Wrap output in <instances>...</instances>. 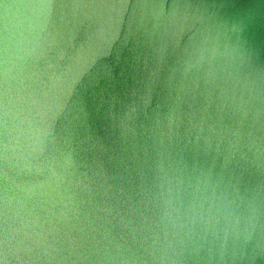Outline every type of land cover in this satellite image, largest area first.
<instances>
[{"label":"clouds","instance_id":"1","mask_svg":"<svg viewBox=\"0 0 264 264\" xmlns=\"http://www.w3.org/2000/svg\"><path fill=\"white\" fill-rule=\"evenodd\" d=\"M253 22L234 0H0V264H264Z\"/></svg>","mask_w":264,"mask_h":264},{"label":"water","instance_id":"2","mask_svg":"<svg viewBox=\"0 0 264 264\" xmlns=\"http://www.w3.org/2000/svg\"><path fill=\"white\" fill-rule=\"evenodd\" d=\"M236 8L252 11L254 22L251 27V38L257 47H264V12L259 8V0H234Z\"/></svg>","mask_w":264,"mask_h":264}]
</instances>
